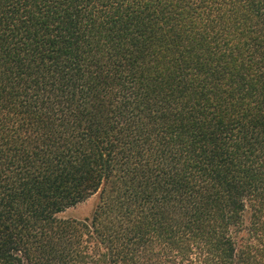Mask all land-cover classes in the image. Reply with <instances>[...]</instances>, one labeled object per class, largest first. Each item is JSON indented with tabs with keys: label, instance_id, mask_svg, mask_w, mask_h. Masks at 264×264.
Returning a JSON list of instances; mask_svg holds the SVG:
<instances>
[{
	"label": "trees",
	"instance_id": "1",
	"mask_svg": "<svg viewBox=\"0 0 264 264\" xmlns=\"http://www.w3.org/2000/svg\"><path fill=\"white\" fill-rule=\"evenodd\" d=\"M0 264H264V0H0Z\"/></svg>",
	"mask_w": 264,
	"mask_h": 264
},
{
	"label": "rangeland",
	"instance_id": "2",
	"mask_svg": "<svg viewBox=\"0 0 264 264\" xmlns=\"http://www.w3.org/2000/svg\"><path fill=\"white\" fill-rule=\"evenodd\" d=\"M98 198V195L90 197L86 201L65 210L59 215V218L79 221L90 218L98 203Z\"/></svg>",
	"mask_w": 264,
	"mask_h": 264
}]
</instances>
